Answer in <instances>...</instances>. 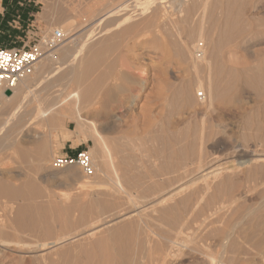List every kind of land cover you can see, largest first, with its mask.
I'll return each instance as SVG.
<instances>
[{
	"label": "rangeland",
	"instance_id": "374dc122",
	"mask_svg": "<svg viewBox=\"0 0 264 264\" xmlns=\"http://www.w3.org/2000/svg\"><path fill=\"white\" fill-rule=\"evenodd\" d=\"M56 1L54 0L53 2H56ZM66 1L68 2L69 0H66ZM70 1L73 2L74 4H78L79 2L82 1V3L85 2L83 4L84 6H87V5L90 6L94 3L98 4L95 1H100V0H95V1L93 0H70ZM195 1H196L195 4L197 6L196 9L197 10L198 8L200 9L199 11L196 12L198 15H196L197 17H195V20H194L196 26L194 22L192 23L190 22V24H192L190 27L191 29L193 27L192 30L194 31V34L195 35L197 34L199 36L196 37L193 34L194 38L193 37L189 38L191 40L188 39L189 40L188 42L191 47L194 44L195 46H197V48L194 47L195 50H192L191 55L189 56L187 55L188 57L184 58L183 61L181 60L182 59L181 57L177 58L179 56H177V52L175 49L176 47L174 46L175 41L177 39V38L175 39V37H177V34H178L177 30L175 28H171L172 27L171 26L169 27V29H166L164 31L165 33L160 35L158 33L159 30L155 27L156 23H154V21L152 20H148L142 25V27H140L141 29H139V32L137 33L135 32L134 34H132V36L130 35L131 38L130 36L127 37V35L121 36L122 38L121 37L119 38H121L122 42L118 38L121 43L123 44L126 43V44L122 45L120 43V48H121L120 51L122 52L120 51L116 52L114 53L113 56H111V58L113 59L111 60L112 61L115 60L114 63L117 62L114 65L115 68L113 67L115 71L112 70L114 72H112L108 76L106 81H104V83L101 84V86L95 89L94 98L91 104L88 105L84 103V104L77 105L76 103L78 101H77V96H76V92H77L76 84L71 83L69 84L70 86L67 88L68 86L66 84L67 80H64L66 82L58 81L56 83V86L52 88L51 91H49V93L50 92L52 93L50 94V96H53V98H51L50 100H48L49 98H45V99L47 101L57 103L53 107L54 113L56 112L60 113L61 111L72 109L78 106V109H80L81 111L80 112L81 116L86 121L87 125L95 129L104 139L107 140V142L109 143V145L112 147V150H113L114 163L109 164L110 171L106 170V172L108 171V173H111V175H113L114 168L119 165H132L133 167L132 171L135 172L134 167L140 165L139 167H136L139 169L138 172L140 171L139 173L142 175L145 174L144 177L142 178V182L139 184V187H136V186L134 187V185L133 186L129 185V186H132V187H129V186H126V184H124L123 188H126L127 193L122 192L120 194L118 193V195L117 194L113 195L110 193L111 191L114 190L115 183L109 178H107L106 180L104 179V182L106 183V192L110 191L109 194L113 196L114 203L117 202L119 204L117 203L115 204L116 209H114L113 207V209L111 210L94 213L93 215H91L90 218L87 219L88 222H90L89 220L95 221L96 217L98 216H100L99 217L100 219H103L105 217H106L105 219H107L110 216L116 217V215H118L117 214L118 211L119 212H121L122 210L124 212L129 211L128 213L126 212L125 215H131V219H129V221L135 222L137 224L138 228L136 229L135 233L137 237L141 239L140 243L143 245V247L142 246L139 247V245H136L132 249L136 252L135 253L136 255H134L136 264H141V263L142 264H264V183H263L264 173L263 175L262 173H259L262 176L258 174L259 176L252 177L253 180H251L252 178L248 176L249 175L248 172L250 171L249 170L250 167H248L249 164L246 163V167L244 164V162L250 159V157L242 156L243 153L249 152V153H254L256 155L255 157L257 156L264 157V151H263L264 141L263 142L261 141L262 142L261 143L259 142L258 137L257 138L249 137L250 140H247L245 142V140L243 139L244 137H242L243 131L239 129L242 116L245 117L247 115L246 117H250L252 113H253L252 115H254V109L256 112L254 116L259 117L258 119H255L256 117L255 118L253 117L254 122L257 121L256 123L258 122H261L262 124L264 123L262 122L263 120L262 115H259L257 112L258 110L261 109V105L257 103L258 102L257 100H253V99H256L253 94H252L253 96L252 95L248 96L250 98L247 97L248 94H244L241 98L240 97H238L239 99L236 98V100L238 99L237 102L235 100L231 102L229 101L230 100L229 99L227 100L228 103H226L222 99L220 102L221 104L218 103L215 106L217 108L213 107L211 109H208L203 104L202 99L204 96L203 93L205 94V90H199V88H197L198 85L196 84L197 85L196 86L193 84L197 83V80L201 79L202 81L205 78L204 77L205 72L198 71V73H201V74L197 73L196 75L195 74L196 72L194 73V70L191 71V65H192V61H194L195 59L198 61L197 58L198 57L200 58L201 56H203V53H205V50L207 49L206 47H209V44L207 46L208 35L209 33L214 32V30L217 33L215 34L214 32L212 36H213V39L217 40V43H218L217 38H220L218 37V34H221L220 29L222 30L223 23H224L223 17L225 18V15H226V14L225 15H222V14H224L226 12L225 9L228 8L227 7L228 0H222V1L216 0V2H218L217 3L218 5L216 4L215 0H210V1L209 0H195ZM49 2H51V0ZM53 2L51 3L53 4ZM64 2L65 1H63V3ZM123 2L127 5L130 2L131 4L136 2V0H123ZM190 2L192 4V0H190ZM135 4L136 3H134V7L133 5L131 6L129 4L130 12L128 11L129 17L132 16L130 14L134 15L133 19L134 18L136 19V16L138 15L136 13L139 12L135 8ZM199 4L201 6H199ZM212 4H215L216 6ZM219 4H222V9H221V5ZM206 5L207 6L209 5V7H207ZM44 6H45V2H43V0H0V43L1 45L8 49L20 48L26 44L28 45L31 44L36 38H40L43 35H46L50 31V29H52V31L55 29H60V25L58 26L57 19L52 21L50 19L47 20L46 18L41 17ZM210 6L212 8L216 7L218 10L212 9ZM205 8L207 9L206 16H205L207 18L203 20L202 16H203V12ZM211 9L214 10L213 11L214 13L212 12ZM220 9L222 10V12ZM132 10L135 13H132L133 12ZM212 15L214 16V21L216 18V20H218V23L221 27L218 26L216 22H215L216 24L214 23ZM218 15L219 17L217 18ZM80 17H83V18H80ZM211 17L212 19H210V21L211 20L212 21L210 22L208 19ZM84 19H85V15L83 16L82 14V16H78V15L76 16L75 14V16H73V18L69 20V22L74 20L75 26H80V24H82L80 23L81 21L83 23L86 22V19L85 20ZM137 19H139L140 21L139 15L137 16ZM201 19L203 20L202 22H201ZM136 21L134 22L136 23ZM220 21L222 22L221 24H220ZM212 23L214 25H212ZM186 24H183V25L180 24V26L181 25L184 26ZM190 24L188 23L186 27L188 28L189 27L188 25ZM198 26L203 28L204 33L206 32L205 33L206 35L203 33V35L201 36L202 38H200V32H199ZM82 27L84 28V30H87L89 28V27L86 28L83 25H81V28ZM186 27L185 28L183 27V28L188 33L185 30H182L183 28H180L181 29L180 31H182V33L184 31L183 36L185 37L189 35L190 30H191V29H187ZM194 27H196V30L194 29ZM215 27L216 29H214ZM217 27L218 29L219 28L220 29L218 30ZM205 28L207 30H205ZM212 28L214 30H212ZM69 34L70 35H67L68 41H66L65 44H67L70 40H72V38L75 37V36L74 37L71 36L72 33H69ZM118 39H116L115 42H117ZM104 40H105L104 38H103V41L102 39L100 40V42L102 41L101 45H103L102 43L107 41V40L105 41ZM101 45L99 46L97 45V48L102 47ZM127 47L128 49L126 50ZM202 48H206V49H202ZM222 48L220 49V52L221 50L224 49ZM56 53L57 52H54L55 58H57L55 60L56 62H58L59 53L57 54ZM117 57H119V59ZM191 57H194L193 58L194 60L191 59ZM178 59H180V61ZM189 59L191 63L190 61H188ZM181 61L182 63L180 64ZM186 66L187 67L190 66V67L187 68ZM100 69L104 71L106 68L101 67ZM95 76L96 75H94V78ZM203 82H205V79L203 80ZM186 83L189 85L193 83L191 84L193 85L192 87L193 91L192 93L190 92V95H193L191 96V98H192V101L195 100L194 101L195 105H193L194 103H192L191 105L189 104L190 106L182 105L181 104L182 100L174 101L176 100V95H174L175 94L174 92L175 90H177L175 88L176 87L179 88L181 85L183 84L185 85ZM64 85H67V86L64 87ZM63 88L65 89L67 88V90ZM39 92L40 91H38V93ZM62 92H63L62 96L58 97ZM35 93L38 94L37 91L36 92L34 91L33 92L34 96L32 95L31 97H27L29 100H27L26 98L25 102L27 101L29 106L27 103H25L26 106L24 105V109L22 110L21 114H19L18 116V118H23V122L21 123L20 126L23 125L24 127L23 126L22 127L25 130L21 129L20 131L17 129L16 131L13 132L14 136H12V139H13L12 141L13 142L15 141L17 143L16 144L17 147L16 148L15 147H9V148L3 147L2 150H0V172L3 171L4 173H9L8 175L10 177H14V176L18 177V175H22L21 177H18L17 181L15 180L16 184H20L26 178L23 176L22 168H19L18 165H21L22 167L26 165L27 167V165L30 166V163H31L30 158L26 160L19 159L20 156L18 155V149H19L18 146L24 149H30L33 146H35L34 143L35 141L38 140V136L36 134H39L43 130L46 131L47 134L51 132V131L50 132L48 131L49 130V128H47L48 126H46L45 129H42V130L41 128L38 129L39 127H36L34 111L37 107V104L41 102L40 104H38L39 107H41L42 105H43L42 107H45L47 106V104L49 105L50 102H47L44 98H43V101L40 100L38 98L40 97L39 94L36 96ZM176 102L177 103L179 102V104H177ZM222 102H224L226 105ZM175 103H176V106H175ZM248 108H251V109L253 108L252 109L253 111H251V109H248ZM245 109H246V112H243L245 111ZM247 110H250V111H247ZM237 112L241 114L239 115ZM260 116L262 117V119ZM7 117L8 116L5 114V112H2L0 114V125H1V122H3L4 119ZM115 124H116L117 130L115 129ZM189 124L191 125V127ZM209 125L213 126L214 130L216 129L215 131L219 130L223 134L218 131L219 133L216 132L218 136H216L217 135L216 133L215 135L213 134L212 137L211 136L208 137L207 133L206 135L205 134L203 135V137L206 136V139H208L207 143L204 146L199 145L200 148L199 149L197 148L199 155H195L194 157L190 156L191 158L188 159V162L186 163L187 165L185 164L187 168H185V166L183 167L185 168L184 170L185 171L187 170V171L185 172L184 170H182L183 168H181V170L178 169L179 172L176 171L175 173L162 172V169L160 168V166H163L167 155H165L166 153L164 154L162 144H161L162 142H160L162 141L161 140L162 138L160 135L163 134L161 132H166L167 129H169L167 132H169L170 134L173 132L172 135H174V133L178 131L179 129H180L179 130L180 133H182L184 130H188L190 128V130L192 129L194 131L196 130L197 134L200 133L198 134L200 137L204 133L203 132L204 127L209 126ZM161 126H164L163 128L165 130ZM186 126H189V127H186ZM214 126L218 128H215ZM29 127L30 128L32 127V128L30 129ZM75 127H76V123L72 119L66 118V120L63 121L62 126L59 127L56 132H52L56 140L53 146H55L56 144L57 145L55 146V148H53V152H52L53 154L51 155L52 158L47 164V168L45 167L42 171L38 170V171L28 172L30 173L28 174L29 175L28 177L30 178L32 176L31 179L32 178L33 180L36 179L35 181H37L38 183H41L42 189L45 192L43 194L44 197L42 196V198H39L38 202L48 203L49 200L51 202L54 200L60 201L65 198V194H67L66 197L68 198V195L75 194L77 193V191L83 190V186L81 185L82 183L86 184V181H93V180L95 181L98 174L99 175L101 174V176L104 174V172L97 173V170H96V174L93 178L86 179L82 171L76 167H70V168H65L61 170H54L52 168L51 163L54 157H56L57 155H62L66 153L69 154V152L72 151V147L76 148V151L85 150V151H88V153L91 149H97L99 150V152L102 151V148L100 149L97 139L88 138L85 140H81L80 142H74L73 140H71L69 138V134L67 135V133L74 131L76 129ZM149 127H152V128H149ZM170 130L172 132H170ZM179 131L178 133L176 132L175 134L176 136L179 135ZM262 131H264V128L262 129ZM158 133L160 134L159 138L157 136ZM251 133L254 135L255 132H251ZM251 133H249L248 136ZM262 134H264V132ZM213 136L214 137L216 136V137L214 138ZM130 141H132L131 144H130ZM250 141L253 142L252 145ZM244 143L245 145L246 144L248 145L245 146ZM135 146H137L136 149H135ZM201 148H205V149H201ZM15 151L17 154L15 153ZM202 151H205V152L202 153ZM260 151H262L263 153ZM10 153L11 154L13 153L12 156L14 157L15 155L16 156L18 155V156L13 158L11 157ZM201 156L203 157V159ZM217 157L219 159H217ZM12 158L16 160L14 161ZM193 158L195 161L193 160ZM214 158L216 159L213 160ZM196 159L198 163L196 162ZM124 161H127V164H124ZM222 163L223 165L227 166L225 171L229 169L231 170V171L229 170L230 174L226 172L222 174L221 177L219 176L218 178L217 177L215 178L214 176L210 175L206 179V182L203 180L205 177L203 179L199 178L204 173L213 169L215 165H222ZM205 164L206 166L203 167V165ZM208 165L209 167L211 166L212 168L211 167L209 168ZM198 166H202L201 167V169L203 170L202 172H201L200 167ZM153 167L154 168L159 167V168L154 170ZM101 169L103 168L101 167ZM159 169H161V171H159ZM72 170L75 172L77 171L81 173L82 178H83V179L81 178V180L83 181H80L78 183H71V185H69L70 183L69 184L65 183L67 181L66 179L67 172H70ZM151 171H153L154 174L156 172V174L153 176L154 178L150 177ZM232 171L234 172L232 173ZM262 171L264 172V170ZM120 173L122 172L119 171V174ZM194 173L196 174V176ZM174 174H176V176ZM183 174L185 175V177ZM103 176H105V174ZM103 176L101 177L102 179H103ZM227 176L229 177V179H231V181L227 178ZM186 178H188L189 182H187L188 180ZM226 179H228L229 182L226 181ZM172 180L174 181L175 184H173ZM194 180L197 183L193 182ZM224 180L227 183H229L228 187L231 188V186H233L231 188L232 190H230L229 188V190L227 191L229 194H226L227 192L220 193L221 195L218 193L219 196L217 197L215 196L217 194L216 190L220 186V184L224 182ZM174 185L175 186L177 185L178 187L177 186L175 187ZM182 188H185L184 191H181L178 195H176L177 197L174 196L168 199L167 202L164 203V205H160V206L158 205L156 207H151L152 206L151 201L152 202L154 201L153 198L155 196H156L155 199H158V197L161 198L163 196L170 197L173 193H175V191L178 192L180 189L182 190ZM169 190H171V192ZM192 191L193 193H191ZM103 196L104 195L100 194L99 198H103ZM192 196L194 197L192 198ZM245 196L247 198H245ZM185 197L190 198L191 202L189 200L190 203L188 202L186 205L188 206L187 207L188 209L186 207H183L181 209V211L182 210L184 211V209L186 208L185 209L186 212L182 211V214H184L183 217L181 216L182 214L179 215L182 223L180 222V224L178 223V225L175 224L177 226L170 225V223L166 220H169V218L171 217L170 215L173 216V214L170 213L167 216L166 211L162 212L163 209L166 210V208L168 209V207L170 208L176 207L177 206L176 204L178 203L179 205L180 204L179 202L182 201V199H185ZM0 200L2 203L7 202L5 198L3 199L1 198ZM18 203H21V201H18ZM171 203L172 205H170ZM166 204L168 207L166 206ZM149 207L151 208L149 209ZM155 208L157 209L155 210ZM259 208H261V210ZM143 209H146V210H143ZM254 210L255 211L257 210V212H255ZM135 212L136 213L139 212V214H135ZM72 214L78 215L79 212L76 211V213H72ZM163 214L165 216H163ZM166 216L167 218L168 217L169 218L167 219ZM126 222H128V220ZM122 225H123V222H121V224L120 222H118V223H115V226L114 225L112 226H114V228L115 227L118 228V227H121ZM12 230H10L9 232L10 234H7L6 236V238H9L8 240L7 239L3 241L0 240V244H1L0 264H48L43 261H31L30 262L29 260L30 256L29 254H26V252L30 250L32 247L33 248L36 247L37 243L44 242V241H48V242L53 241L55 237L57 238L60 235L62 236L66 232L68 233L69 230L74 231L75 229H61L58 227V229H55L54 231L55 234L53 235V237H50V238L49 237L46 238L44 234H41L43 233L42 231H39V234H38V233L30 232V231L27 232V230L26 231L23 230V232L22 231L14 232V230L13 231ZM10 236L12 237L11 239H10ZM17 241L19 243L21 242L22 245L19 244ZM69 242L70 241L64 242L61 246H67L70 248L73 246L72 247L73 250L71 248L72 255H70V257L68 258L65 257L66 259L59 257V255H53L50 259V262L53 264L54 263L62 264L63 260L65 261L67 260L69 262L71 261L70 263L72 264H87L88 255L86 256L83 254L84 255L83 256L81 253V250H79L78 248L76 249V247L72 244L69 245ZM20 255H23L21 257L25 256V259L21 260ZM65 261H63L64 262L63 264L65 263L70 264L69 262L67 263V261L66 262ZM100 263H101V260L98 258H95L93 260V264H100Z\"/></svg>",
	"mask_w": 264,
	"mask_h": 264
},
{
	"label": "bare ground",
	"instance_id": "6f19581e",
	"mask_svg": "<svg viewBox=\"0 0 264 264\" xmlns=\"http://www.w3.org/2000/svg\"><path fill=\"white\" fill-rule=\"evenodd\" d=\"M49 1L43 0V2H45V6L43 8V13L41 14V17L46 18L47 20L50 19L52 21L57 19L58 20V26L60 25V29L65 33V36L67 37V35H70L69 33H72L71 36H73V37L75 36V37L72 38V40H70L67 44L57 48L54 51V52L59 53V61L57 60L58 62H56V60H55L57 58H55L54 52L51 55H49L48 57L41 60L37 64L33 75H31L30 77L21 81L16 86V88H14L11 91L10 95H6L5 94L6 91H4L3 89L0 88V114L2 112H5V114L8 116L7 118L4 119L3 122H1V125H0V150H2L3 147L4 148L5 147H7V148H9V147H15L16 148L17 147V145H16L17 143L15 141L14 142L12 141L13 140L12 136H14L13 132L16 131L17 129L20 131H21V129L25 130L23 128L24 127L23 125H22L23 127L20 126L21 123L23 122V118H18V116H19V114H21L22 110L24 109L25 103H27V101L25 102L26 98L31 97L32 95L34 96V94H33L34 91L35 92L37 91V93H38V91H40L38 93L40 96L38 98L40 100L43 101V98L44 99L49 98L48 100H50L51 98H53V96H50V94H52V93L51 92L49 93V91H51V89L56 86V83L58 81L62 82L64 80H67V82L66 81H64V82H66V84L68 86L64 85V87L67 86V88H68L70 86L69 84H71V83L76 84V90H77L76 96H77V101H78L76 104L77 105L78 104H84V103H86L88 105L91 104L93 101V98H94L95 89L98 88L99 86H101V84H103L104 81H106L108 76L112 72L115 71L114 65L117 62L114 63L115 60L112 61L113 59L111 58V56H113L114 53L120 51V49H121L120 43L122 42L121 36L127 35V37H128L130 35L132 36V34H134L135 32L136 33L139 32V29H141L140 27H142V25L146 21H148V20L154 21V23H156L155 27L159 30L158 33L160 35L165 33L164 31L166 29H169V27H171V26H172L171 28H175L177 30L178 34H177V37H175V39L176 38L177 39H176V41L174 39V41H175L174 46L176 48L175 47L174 48L176 49L177 56H179L177 58L181 57L182 61L184 58L191 55V51L195 50L194 47L197 48V46H195L194 44L191 47L189 42H188L189 40H191L189 38H192V37L194 38V36H196V37L199 36L197 34L195 35L194 31L192 30L193 27H192V29L190 27L192 25V24H190V22L191 23L194 22L195 17H197L196 15H198L196 12L199 11V9H200V8H198V10L196 9L197 6L195 4L196 3L195 0H192V4H191L190 0H136V2H134V3H136L135 8L139 11L136 14L139 15L140 21H139V19H137L138 15L136 16V19L134 18L135 20L133 19V17H134L133 14H130V15H132L131 17H129V15H128L130 12L129 6L133 5V7H134V3L131 4V2H130L129 3L130 5L129 4L126 5L123 2V0H100V1L93 0L98 4L94 3L95 5L92 4L90 6L89 5L84 6L83 4L85 2L82 3V1L79 2L78 4H74L70 0L68 2L66 0H57V1L55 0L56 2H53L54 0H51V2H53V4ZM63 1H65V2L63 3ZM215 2H216V0H215ZM217 3L218 2H216V4ZM222 4H219V5H221V9H222ZM209 5L208 6L206 5V6L209 7ZM212 5H215V4H212ZM199 6H201V5L199 4ZM227 7L228 8L225 9L226 12L224 14H222V15H225V14L226 15H225V18L222 16L224 19L223 20L224 23H223L222 30L219 28L221 31L220 32L221 34H218V37H220V38H217L218 43H217V40L213 39V36H212L213 33L215 32V30H214V29H216V27H215L214 29L212 28V30H214V32H211L212 34L207 32V33H209V35L207 34L208 35L207 46L209 44V47H206L207 49L202 48V49H206L205 53H203V56H201L200 58L196 57L198 59V61L196 59L194 60L193 59L194 57H191V59L194 60V61H192L191 71L194 70V73L196 72L195 73L196 75H197L198 71L199 72L200 71L205 72V74L203 73L205 75L204 76L205 82H203L204 79L202 81L200 79V80H197V83H195V84L191 83V84H193V85L197 84L198 85L197 88H199V90H205V94L203 93L204 96H203L202 101H203V104L208 109H211L213 107L217 108L215 106L218 103L221 104L220 102L222 99L226 103H228L227 100H229V99H230L229 101H231V102H233V100H235L237 102L239 99L238 97L241 98L244 94H248L247 95V97H248L249 95L251 96L253 94L254 97L256 98L253 100H257L258 101L257 103H259L261 105V109L257 106L260 110H258V111L256 110V111L258 112L259 115H262V117H263L262 122H264V0H228L227 1ZM218 8H220V7H218ZM212 9H217V8L215 7ZM134 11L132 13H135ZM213 11L214 10H212V12ZM206 12H207V9L205 8V10L203 12V16L201 14V16L203 17V20H205V18H207V17H205ZM221 12H222V10H221ZM75 14H76V16L77 15L82 16V14H83V16L85 15L86 22L83 23L81 21L80 23H82V24L78 23V24H80V26H75L74 20L69 22V20H71L73 18V16H75ZM208 14H210V13H208ZM218 17H219V15L217 16V18ZM80 18H83V17H80ZM210 19H212V17L209 18L208 20L210 21ZM136 20H138L139 22ZM203 20L201 19V22ZM134 21H136V23ZM213 21H214V16H213ZM215 22L217 23L218 26H220L218 23V20H216V18H215L214 23ZM186 23L190 24V25H188L189 26L188 28L186 27L187 26ZM221 23L222 22L220 21V24ZM180 24H182V25L186 24V25H184V26L181 25L182 26L181 27ZM194 24H195V22H194ZM81 25H83L86 28L87 27H89V28L87 30H84L83 27L81 28ZM197 25H199V24H197ZM212 25H214V24L212 23ZM217 25H215V26H217ZM195 26H196V24H195ZM183 27L184 28L186 27L187 29H191L189 35L186 37L183 36L184 31H183V33H182V31H180L181 30L180 28H183ZM184 28L182 30H185ZM175 29H174V31H175ZM194 29L196 30V27H194ZM198 29L200 32V38H202L201 36L204 33L203 28L198 26ZM217 29H218V27H217ZM205 30H207V29L205 28ZM51 31H52V29H50V31L48 33H50ZM208 31H210V30H208ZM216 33L217 32H215V34ZM193 34H194V36H193ZM131 36H130V38H131ZM119 37H121V38H119ZM103 38L107 41L102 43L103 45H101ZM118 38L120 39L121 42L119 41ZM101 39H102V41L100 42ZM116 39H118V41H117L118 43L115 42ZM113 40H114V42H113ZM124 42H126V41H124ZM162 42H164V41H162ZM121 44L124 45L126 43H124V44L121 43ZM156 44H157V42H156ZM97 45L98 46L101 45L102 47L97 48ZM165 45H167V44H165ZM157 46H159V45H157ZM198 47H199V45H198ZM221 48L223 50H221V52H220ZM127 49H128V47L126 48V50ZM160 49H162V48H160ZM164 49H165V47H164ZM210 49H211V51H210ZM120 52H122V51H120ZM174 52H175V50H174ZM117 55H118V53H117ZM171 56H173V55H171ZM117 58L119 59V57H117ZM178 60L180 61V59H178ZM116 61H118V60H116ZM182 61L180 62V64L182 63ZM188 61H190V59ZM190 63H191V61H190ZM101 67H105L106 69L104 71H102L103 68L101 70L100 69ZM188 67H190V66H188ZM200 69H202V70H200ZM112 70H114V71H112ZM198 74H201V73H198ZM94 75H96L95 78H94ZM197 79H198V77H197ZM191 84L189 85L186 83L185 85L184 84L181 86L179 85L180 86L179 88L176 87L175 89H177V90H175V92H174L175 94L173 93L174 95H176V100H174V101L182 100V102L180 101L182 105H189V104L191 105L192 103H194L195 100L192 101V98H191V96H193V95H190V92L192 93V91H193L192 90L193 85H191ZM67 88L66 89L63 88V89L67 90ZM38 94L35 93L36 96ZM62 94H63V92L58 97L62 96ZM48 96H50V97H48ZM233 98H235V99H233ZM236 98H238V99L236 100ZM248 98H250V97H248ZM27 100H29V99L27 98ZM218 100H220V101H218ZM47 102H50V101H47ZM40 103L41 102H39L38 104H40ZM51 103H53V102H50V104L49 105L47 104V106H45V107H42L43 105L41 107H39V105L37 104V107L34 111V113L36 115V116L34 115L35 120H36V127H39L38 129L41 128V130H42V129H45L46 126H48L47 127V128H49L48 131L49 132L51 131V132L47 134V132L43 130L39 134H36L38 136V140L35 141V143H34L35 146H33L30 149H24V148H21L20 146H18V148H19L18 149V155L20 156L19 159H21V160L22 159L26 160L29 158L31 159L30 160L31 161L30 166L27 165V167H26V165H25L24 167H22L21 165H18L19 168H22L23 176L26 177L27 179L25 178V180H23L20 184H16L15 180L17 181L18 177H21L22 175H18V177L17 176L10 177L8 175L9 173H4L3 171L0 172V199L5 198L7 200L6 203H4V202L2 203L0 200V240H2V241L6 240V239L8 240L9 238H6V236H7V234H10L9 232L12 229L14 230V232L15 231L16 232H20V231L23 232V230H25V231L27 230V232L30 231V232H34V233H38V234H39V231H42L43 233H41V232L40 233L44 234L46 238L47 237H49V238L53 237V235L55 234L54 231H55V229H58V227L61 229H75L74 231L69 230L68 233L66 232L62 236L60 235L57 238L55 237V239L53 241L40 242V243H37L36 247H34V248L30 247L31 249L26 252V254H29V256H30V257L27 256L30 258L29 259L30 262L31 261H43V262L49 264V263H51L50 259L53 255H59V257H62V258L70 257V255H72L71 254V252H72L71 248L73 246L71 248L67 247V246H61L64 242L70 241L69 245L72 244L76 247V249L78 248L79 250H81L82 255L83 254L86 256L88 255L87 256L88 257L87 264H93V260L95 258H98L101 260L100 264H136L135 256H134V255H136L135 254L136 252L132 249L136 245H139V247H141V246L143 247V245L140 243L141 239H139L135 233L136 229L138 228L137 224L135 222L129 221V219H131V215H125V213L126 212L128 213L129 211L124 212L123 210L122 211L120 210L121 212L118 211V213H117L118 215H116V217L110 216L107 219H105L106 217L103 219H100L99 218L100 216H98V217H96L97 221L96 220L95 221L89 220L90 222H88L87 219L90 218L91 215H93L94 213H99V212L111 210V209H113V207H114V209H116L115 204L117 202L114 203V199H113V196L111 194H113V195L117 194L118 195V193L120 194L122 192L127 193L126 188H123L124 184H126V186H129V185L133 186L134 185V187L135 186L139 187V184L142 182V178L144 177L145 174L142 175L139 173L140 171L138 172L139 169L136 167H139L140 165L134 167L135 172L132 171L133 170L132 165H119V166H116L114 168L113 175H111V173H108V171H110L109 170V167H110L109 164L114 163V154H113L112 147L109 145L107 140L104 139L95 129H93L87 125L86 121L81 116V113H80L81 111H80V109H78V106L75 108H72V109L61 111L60 113H57V112L54 113L53 107L57 103L56 102H54L53 104H51ZM176 103H175V106H176ZM222 103H224V102H222ZM177 104H179V102ZM193 105H195V103ZM28 106H29V104H28ZM253 106H255V105H253ZM248 109H251V108H248ZM252 109H251V111H253ZM247 111H250V110H247ZM243 112H246V109ZM237 113L239 114V112H237ZM247 113H249V112H247ZM255 113L256 112L254 109V115H255ZM195 115H193V116H195ZM251 115H250V117H246L247 115L245 117L242 116L241 122L239 121L240 122L239 129H241L243 131L242 137H244L243 139L245 140V142L247 140H250L249 137H254V138L258 137L259 142H261V141L263 142L264 141V134H262V133L264 131H262V129L264 128V123L263 124L261 122L256 123L257 121L254 122L253 117L255 118L256 116H254V115L251 116ZM146 116H148V115H146ZM262 117H261V119H262ZM66 118H70L76 123V127H75L76 129L74 131H71L68 133L66 132L67 135L69 134V138L71 140H73L74 142H80L81 140H85L88 138L98 140L100 149L102 148V151L100 150L101 152H99V150H97V149H91L89 151V154L93 160V164L95 166V169L97 170V173H99V172L103 173L104 172L105 176H103L104 175L103 174L102 175L103 179H102L101 174L100 175L98 174L97 178H96L97 180L95 179V181L94 180L93 181H86V184L82 183L81 185L83 186V190L82 191L79 190L75 194L68 195V198L66 197L67 194H65V198L63 197L64 198L63 200H60V201L54 200L52 202L49 200L48 203L47 202L41 203V202H38V199L42 198V196L45 192L42 189L41 183H38L37 181H35L36 179H34V180H33V178L31 179L32 176L30 178L28 177L29 176L28 174H30L28 172H31V171L33 172V171H38V170L42 171L45 167L47 168V164L49 163L50 159L52 158L51 155L53 154L52 153L53 148H55V146L57 145L56 144L55 146H53V144L56 142V140H55L54 134L52 132H56L58 130V128L62 126V123H63V121L66 120ZM258 118L259 117H256L255 119H258ZM225 120H224V122H225ZM148 124H149V122H148ZM135 125H137V124H135ZM223 125H225V124H223ZM112 126H114V125H112ZM147 126H149V125H147ZM151 126H152V124H151ZM161 127L163 128L164 126H161ZM186 127H189V126H186ZM186 127H185V129H186ZM190 127H191V125H190ZM149 128H152V127H149ZM215 128H218V127H215ZM115 129L117 130L116 124H115ZM134 129H135V127H134ZM221 129H223V128H221ZM168 130L169 129H167V131ZM215 130H214L213 126H210V125L206 126V127H204V131H203L204 133L200 137L198 135L200 133L197 134L196 130L195 131L193 129L190 130V128L188 130H184L183 132L181 131L182 133H180V131H179V135L177 134L178 136L175 135L176 132L178 133V131L175 132V130H174V132H175L174 135H172L173 132L171 130H170V132H172L171 134L167 131L161 132V133H163L162 135H160L158 133V135H157L158 138L160 136L162 138L161 139L162 141H160V139H159V141L162 142L161 144H162L164 154L166 153L165 155H167L163 166L159 165L160 168L162 169V172L175 173L176 171H178V169L181 170V168H183L184 166H185V168H187L186 163L188 162V159L191 157H194L195 155H199L197 148L199 149L201 145L204 146L207 143L208 139H206V136H204L205 137L204 138L203 135L204 134L206 135V133H207L208 137H210V136L212 137L213 134L215 135V133L219 131V130H217V131H215ZM227 130H225V131H227ZM161 131H163V130H161ZM261 131H262V133H261ZM251 132H255L254 135ZM220 133H222V132H220ZM249 133H251L252 136H251V134L248 136ZM216 136H218V134ZM131 143H132V141H130V144ZM252 143L253 142H251V145H252ZM244 145H245V143H244ZM246 145H248V144H246ZM137 146H135V149ZM26 147H27V145H26ZM160 149H161V147H160ZM201 149H205V148H201ZM246 150H248V149H246ZM158 152H160V151H158ZM203 152H205V151H202V153ZM251 152H252V150H251ZM260 152H262V151H260ZM15 153H16V151H15ZM12 154H11V157H13V158L18 156V155L17 156L15 155V157H14V156H12ZM261 155H263V154H261ZM242 156L243 157L244 156L250 157V159H248L246 162H244L245 167H246V163L249 164V166L247 165L248 167H250V169H249L250 171L248 172L249 177L252 178V177H256V176L261 175L259 173H262V175H263L264 172L262 170H264V157H259V156L255 157L256 155L254 153H249V152L243 153ZM202 159H203V157H202ZM215 159L216 158H214L213 160H215ZM217 159H219V158L217 157ZM13 160L15 161L16 159H13ZM193 160H194V158H193ZM196 162H197V159H196ZM201 162H203V161H201ZM33 164H35V165H33ZM124 164H127V161H124ZM188 166H190V165H188ZM204 166H206V164L203 165V167ZM101 167L103 169H101ZM198 167H200V169H201L202 166H198ZM208 167H209V165H208ZM226 167L227 166L223 165V163H222V165H215V167L213 169L204 173L199 178L203 179L205 177L203 180L206 182V179L210 175L214 176L215 178L216 177L218 178L219 176L221 177L222 174H224L226 172L229 173L231 171L230 169H229L230 171L229 170L225 171ZM157 168H159V167H157ZM157 168H154V170ZM185 168H183L182 170H184ZM161 169H159V171H161ZM106 170H108V171L106 172ZM119 171L122 172V173H120L121 175L119 174ZM153 171H151V173H150V177H152V178H154L153 176L156 174V172L154 174ZM202 171L203 170L201 169V172ZM233 172L234 171H232V173ZM174 175L176 176V174H174ZM195 176H196V174H195ZM184 177H185V175H184ZM81 178H82L81 173H79L77 171L75 172L72 170L70 172H67V174H66L67 181L65 183H67V184L70 183L69 185H71V183H78L80 181H83V180H81ZM107 178H109L110 180H112L115 183L114 190L111 192L109 191L111 194H109V192H106V183L104 182V179L106 180ZM223 178H225V177H223ZM227 178L229 179L228 176H227ZM186 179L188 180V178H186ZM228 179H226V181H228V182H229V180L231 181V179H229V180ZM232 179H233V177H232ZM247 179H248V177H247ZM247 179H245V180H247ZM251 180H253V178ZM226 181L224 180V182L221 183L220 186L218 185L219 187L216 190L217 194L215 192V194H216L215 196L218 197L219 196L218 193L219 194L220 193H226L229 190V188H230V187H228L229 183H227ZM181 182H182V180H181ZM187 182H189V180ZM193 182H195V180ZM168 183H170V182H168ZM195 183H197V182H195ZM173 184H175L174 181H173ZM72 185H74V184H72ZM132 186H129V187H132ZM210 186H211V184H210ZM230 186H231V184H230ZM232 187L233 186H231V188ZM231 188H230V190H232ZM184 189L185 188H182V190L180 189L178 192L175 191V193H173L170 197H164L163 196L164 198L158 197V199H155L156 198V196H155L153 198L154 201L153 202L151 201V203H152L151 207H156L158 205L159 206L164 205V203L167 202L168 199L178 195L181 191H184ZM205 189H206V187H205ZM75 190H77V189H75ZM103 191H105V192H103ZM169 191L171 192V190H169ZM48 193H49V191H48ZM191 193H193V191ZM196 193H197V191H196ZM100 194L104 195L103 198H99ZM128 194H129V192H128ZM226 194H229V193L227 192ZM193 197L194 196H192V198ZM245 198H247V197L245 196ZM189 200L191 202L190 198L185 197V199H182V201L179 202L180 203L179 205L177 203L176 204L177 206L173 207V208L168 207L167 206L168 203L166 204L168 209L167 208H166V210L163 209L162 212L166 211L167 216L170 213L173 214V216L170 215L171 216L170 218L168 217L169 220H166L170 223V225L177 226L178 223L180 224L181 219H180L179 215L182 214V211H183V210L181 211V209L183 207H186V208L188 207L186 205L189 202ZM249 200H251V199H249ZM18 201H21V203H18ZM117 204H119V203H117ZM170 205H172V203ZM173 206H174V204H173ZM151 207H149V209ZM156 209L157 208H155V210ZM185 209L183 212H186ZM256 209H258V208H256ZM259 209L261 210V208H259ZM133 210H135V209H133ZM143 210H146V209H143ZM76 211L79 212L78 215L72 214V213H76ZM255 212H257V210ZM135 214H139V212H137V213L135 212ZM164 214H163V216H165ZM183 215L184 214H182L181 216L183 217ZM167 216H166V218H167ZM125 220L126 221L128 220V222H126ZM118 222H120V224H121V222H123V225L121 227H118V228L115 227L114 228L115 223H118ZM175 224H177V225H175ZM10 225L13 227H11ZM112 225H114V226H112ZM111 226L113 227V229ZM105 233H106V235H105ZM24 235H26V234H24ZM103 235H105V236H103ZM11 236H10V239L12 238ZM15 240H17V239H15ZM142 243H144V242H142ZM146 243H147V241H146ZM19 244H21V242ZM0 246H1V244H0ZM30 246H31V244H30ZM72 250H73V248H72ZM0 251H1V249H0ZM21 256H23V255H20V259L24 260L25 256L24 257H21ZM141 256H143V255H141ZM159 256H161V255H159ZM71 258H69V259H71ZM160 259H162V258H160ZM63 261H65V260H63ZM63 261H62V264L64 263ZM68 262L69 261H67V263ZM51 264H53V263H51ZM70 264H72V263H70Z\"/></svg>",
	"mask_w": 264,
	"mask_h": 264
},
{
	"label": "built area",
	"instance_id": "2783aa9c",
	"mask_svg": "<svg viewBox=\"0 0 264 264\" xmlns=\"http://www.w3.org/2000/svg\"><path fill=\"white\" fill-rule=\"evenodd\" d=\"M67 40L61 29H55L20 48L8 49L0 43V88L12 91L21 81L33 75L41 60L63 46ZM51 166L54 170L76 167L86 179H91L96 174L93 160L85 150L79 151L75 156L57 155Z\"/></svg>",
	"mask_w": 264,
	"mask_h": 264
},
{
	"label": "crops",
	"instance_id": "0c3cea01",
	"mask_svg": "<svg viewBox=\"0 0 264 264\" xmlns=\"http://www.w3.org/2000/svg\"><path fill=\"white\" fill-rule=\"evenodd\" d=\"M78 152H79V151H76V148H73V147H72V151H70L69 154H68V153H66V154H67V155H71V156H75Z\"/></svg>",
	"mask_w": 264,
	"mask_h": 264
},
{
	"label": "water",
	"instance_id": "95a60500",
	"mask_svg": "<svg viewBox=\"0 0 264 264\" xmlns=\"http://www.w3.org/2000/svg\"><path fill=\"white\" fill-rule=\"evenodd\" d=\"M5 94H6V95H10V94H11V91L8 90V91L5 92Z\"/></svg>",
	"mask_w": 264,
	"mask_h": 264
}]
</instances>
